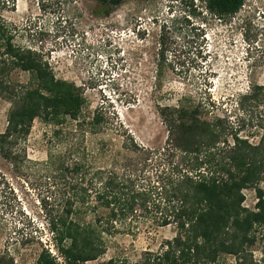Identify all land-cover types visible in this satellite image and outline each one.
<instances>
[{
    "label": "rangeland",
    "instance_id": "rangeland-1",
    "mask_svg": "<svg viewBox=\"0 0 264 264\" xmlns=\"http://www.w3.org/2000/svg\"><path fill=\"white\" fill-rule=\"evenodd\" d=\"M105 11L97 0H0V19L13 43L34 51L55 79L74 84L85 100L81 119L89 120L94 113L103 116L97 134L87 135L90 146L94 139L105 142L94 151L98 166H111L121 158L130 140L166 150L167 155L163 151L153 161L159 170L184 166L188 158L171 145L168 130L176 109L200 101V118L220 117L237 126L238 98L252 86L264 85V0H244L231 14L209 9L206 0H125ZM34 76L31 70H14L10 80L29 88ZM10 108L0 95V132ZM74 125L65 115L55 120L37 117L18 151L45 163L53 131ZM253 131L246 125L239 134L256 142ZM38 168L44 167L30 165L17 173L0 156V174L7 183L0 186V253L9 251L15 264H38L47 250L58 264H65L48 241L51 234L39 201L46 183ZM260 187L264 191V180ZM243 195V205L253 209L254 189L243 190ZM81 220L88 222L91 216ZM31 231L44 244L12 243ZM175 235L173 226L141 221L131 233L106 237L105 252L81 264L111 258L134 264ZM254 235L253 244L240 254L221 253L205 264H264V231L257 228Z\"/></svg>",
    "mask_w": 264,
    "mask_h": 264
},
{
    "label": "trees",
    "instance_id": "trees-1",
    "mask_svg": "<svg viewBox=\"0 0 264 264\" xmlns=\"http://www.w3.org/2000/svg\"><path fill=\"white\" fill-rule=\"evenodd\" d=\"M97 1L109 13L125 0ZM206 2L211 10L231 14L244 0ZM14 70L33 71V84L29 88L13 84L10 75ZM0 95L11 104L6 127L0 132V156L17 173L30 165L44 167L38 168L46 183L39 201L51 234L48 241L56 245L65 264L99 258L105 252L106 237L131 233L145 220L157 227L173 226L176 235L134 264L213 262L221 253L240 254L253 244L255 229L264 231V191L260 187L264 180V85H254L238 98L237 126L220 117L200 118V101L176 109V119L168 129L171 145L185 154L188 164L165 170L153 163L163 151L167 155L165 149L134 140L128 141L127 153L111 166L96 165L94 151L105 142L94 139L90 146L87 135L97 134L103 116L94 113L89 120L81 119L85 100L74 84L55 79L34 51L15 45L1 19ZM62 115L75 125L53 131L47 162L36 163L19 153L37 117L55 120ZM246 125L255 130L251 136L256 142L239 134ZM3 183L7 184L0 174V186ZM248 188L256 195L253 209L243 205V190ZM88 215L91 220L83 222L81 218ZM35 241L44 244L33 231L12 239L16 245ZM8 252L0 253V264H15ZM38 264L58 262L44 250ZM101 264L130 263L111 258Z\"/></svg>",
    "mask_w": 264,
    "mask_h": 264
}]
</instances>
